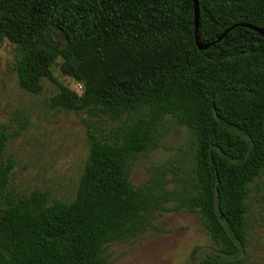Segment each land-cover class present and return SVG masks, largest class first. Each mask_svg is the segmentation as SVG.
Masks as SVG:
<instances>
[{"label": "trees", "instance_id": "trees-1", "mask_svg": "<svg viewBox=\"0 0 264 264\" xmlns=\"http://www.w3.org/2000/svg\"><path fill=\"white\" fill-rule=\"evenodd\" d=\"M196 1L200 45L228 30L204 50L192 0H0L18 87L38 94L47 79L58 87L50 108L119 122L101 132L81 120L75 195L50 204L8 188L14 161L0 128V264H104L106 246L140 233L154 211L191 214L205 230L194 264H240L250 186L264 169V0ZM54 65L80 92L56 81ZM165 118L192 138L189 175L178 190L134 188L129 161Z\"/></svg>", "mask_w": 264, "mask_h": 264}, {"label": "rangeland", "instance_id": "rangeland-1", "mask_svg": "<svg viewBox=\"0 0 264 264\" xmlns=\"http://www.w3.org/2000/svg\"><path fill=\"white\" fill-rule=\"evenodd\" d=\"M12 54V45L4 40L0 44V128L4 127L7 135L3 156L10 155L14 161L8 188L17 195L44 192L48 204L68 203L75 195L87 155L81 120L101 132L119 122L50 108L49 98L58 87L47 79L41 80L38 94L21 90L15 75L7 71ZM51 72L58 83L80 92L78 84L61 75L57 65ZM22 121L26 125L19 129ZM192 154L190 134L165 118L148 150L129 161L128 181L134 188L147 187L156 194L178 190L176 179L189 175ZM248 206L247 239L240 264H264V169L250 186ZM209 244L207 233L191 214L154 211L140 233L107 245L102 256L104 264H194Z\"/></svg>", "mask_w": 264, "mask_h": 264}, {"label": "water", "instance_id": "water-1", "mask_svg": "<svg viewBox=\"0 0 264 264\" xmlns=\"http://www.w3.org/2000/svg\"><path fill=\"white\" fill-rule=\"evenodd\" d=\"M193 2V31H194V39H195V43H196V46H197V49L198 50H204V49H207L210 45L214 44L215 41H218L222 38V36L228 31L226 30L225 32H223L221 34V36H219L215 41H212L210 42L209 44H204V45H200L197 40H196V30H197V17H198V8H197V1L196 0H192ZM245 27H248L256 32H258L260 35L263 36V33L261 30L259 29H256L254 27H251V26H245Z\"/></svg>", "mask_w": 264, "mask_h": 264}]
</instances>
